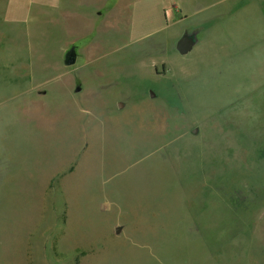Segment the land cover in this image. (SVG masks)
Returning a JSON list of instances; mask_svg holds the SVG:
<instances>
[{
  "label": "rangeland",
  "instance_id": "rangeland-1",
  "mask_svg": "<svg viewBox=\"0 0 264 264\" xmlns=\"http://www.w3.org/2000/svg\"><path fill=\"white\" fill-rule=\"evenodd\" d=\"M0 264H264V0H0Z\"/></svg>",
  "mask_w": 264,
  "mask_h": 264
},
{
  "label": "water",
  "instance_id": "water-1",
  "mask_svg": "<svg viewBox=\"0 0 264 264\" xmlns=\"http://www.w3.org/2000/svg\"><path fill=\"white\" fill-rule=\"evenodd\" d=\"M197 43H198V40H197L196 36L186 32L178 40V42L176 44V48H177L178 52L180 53V55L186 56V55L190 54L194 50V48L197 45ZM76 58H77L76 50L74 48H72L66 54L65 61H64L65 65L73 64L76 61ZM76 91L80 92L81 91V87H78ZM150 97L151 98H156V94L152 90L150 91ZM123 107H124V105L120 104V108H123ZM197 133H198V130H195L194 134H197ZM116 232L119 233L120 232V228H118Z\"/></svg>",
  "mask_w": 264,
  "mask_h": 264
},
{
  "label": "crops",
  "instance_id": "crops-1",
  "mask_svg": "<svg viewBox=\"0 0 264 264\" xmlns=\"http://www.w3.org/2000/svg\"><path fill=\"white\" fill-rule=\"evenodd\" d=\"M161 47V43L160 42H153V43H151L150 45H148V46H146V49L147 50H155V49H158V48H160Z\"/></svg>",
  "mask_w": 264,
  "mask_h": 264
},
{
  "label": "bare ground",
  "instance_id": "bare-ground-1",
  "mask_svg": "<svg viewBox=\"0 0 264 264\" xmlns=\"http://www.w3.org/2000/svg\"><path fill=\"white\" fill-rule=\"evenodd\" d=\"M82 27H83V25H82ZM83 28H86V25H84V27ZM52 120V119H51ZM100 164V163H99Z\"/></svg>",
  "mask_w": 264,
  "mask_h": 264
},
{
  "label": "flooded vegetation",
  "instance_id": "flooded-vegetation-1",
  "mask_svg": "<svg viewBox=\"0 0 264 264\" xmlns=\"http://www.w3.org/2000/svg\"><path fill=\"white\" fill-rule=\"evenodd\" d=\"M75 49V48H74Z\"/></svg>",
  "mask_w": 264,
  "mask_h": 264
}]
</instances>
